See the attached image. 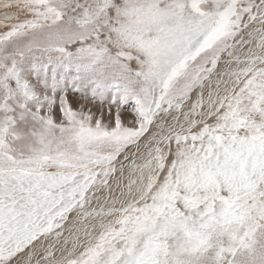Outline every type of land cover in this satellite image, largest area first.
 <instances>
[{
    "label": "snow or ice",
    "instance_id": "snow-or-ice-1",
    "mask_svg": "<svg viewBox=\"0 0 264 264\" xmlns=\"http://www.w3.org/2000/svg\"><path fill=\"white\" fill-rule=\"evenodd\" d=\"M0 264H264V0H0Z\"/></svg>",
    "mask_w": 264,
    "mask_h": 264
},
{
    "label": "rangeland",
    "instance_id": "rangeland-1",
    "mask_svg": "<svg viewBox=\"0 0 264 264\" xmlns=\"http://www.w3.org/2000/svg\"><path fill=\"white\" fill-rule=\"evenodd\" d=\"M69 99L72 101L73 106L76 107L77 106V97L74 94L69 93ZM79 103H84V101L80 100ZM88 104H89V106H91V102L90 101L88 102Z\"/></svg>",
    "mask_w": 264,
    "mask_h": 264
}]
</instances>
